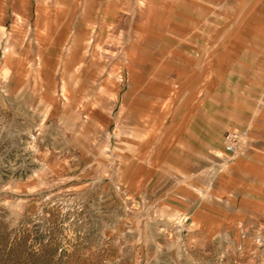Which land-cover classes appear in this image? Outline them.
<instances>
[{
  "label": "rangeland",
  "instance_id": "rangeland-1",
  "mask_svg": "<svg viewBox=\"0 0 264 264\" xmlns=\"http://www.w3.org/2000/svg\"><path fill=\"white\" fill-rule=\"evenodd\" d=\"M259 19L264 0H0V264H264V182L223 141L264 103ZM175 52L190 86L144 62ZM157 88L186 123L128 112Z\"/></svg>",
  "mask_w": 264,
  "mask_h": 264
},
{
  "label": "crops",
  "instance_id": "crops-1",
  "mask_svg": "<svg viewBox=\"0 0 264 264\" xmlns=\"http://www.w3.org/2000/svg\"><path fill=\"white\" fill-rule=\"evenodd\" d=\"M37 14V13H36ZM35 14V15H36ZM49 17H47V13H44L43 16H41V26L43 25L45 29L44 37H39L42 39L47 38L49 35L55 34V27H58V21L54 17L53 14L48 13ZM36 16L33 21V27L35 25ZM45 24V25H44ZM71 24H67L66 26H70ZM51 27H54L55 29H52ZM35 30V27H34ZM256 37L264 40V20L259 19L256 21ZM181 55V54H180ZM179 53L175 52L173 53V57H166V58H159L155 60L149 61V59H146L144 62L150 63L157 72L160 74H166V75H175L177 76L182 82V86H190L192 85L193 81L197 78H200L201 72H198L196 68H194L192 65H188L187 61L188 58H184L180 56ZM189 62V61H188ZM198 72V73H197ZM203 78V85L204 90L210 91L214 88V84L210 81V77H208L207 72L204 73ZM149 86V84L145 85ZM254 89H258L257 87H253ZM157 92L147 91L145 90V93L138 94L136 98H132L128 103V112L131 113L134 116H138L144 119L151 120L153 123L156 119V116L161 117L160 124L164 125L165 123H170L173 121H178L180 125L187 122V114H183L182 116H178L172 119L167 114L168 106H169V93H165L163 90V96L162 94H159V89H156ZM194 89L189 88L187 94L182 97L179 100V105L182 110H186L189 112L193 108L196 107V97L194 94ZM166 94V95H165ZM160 99V100H159ZM246 110H249L251 108L250 105L246 106ZM185 112V113H187ZM256 112L258 113V116L255 115L251 116V118L248 120L247 124H245L242 127H234L228 131L233 130H239L247 128L249 129L250 136L248 137V140L245 143L244 149L249 150V155L241 157L240 159H236L235 165L242 168L245 173L251 172L252 176L256 179H259L264 182V103L259 104L256 106ZM176 119V120H175ZM191 122V120H190ZM227 131V132H228ZM252 134V135H251ZM251 139V140H250ZM244 151V150H242ZM235 159V158H234ZM259 169L260 174H256V170ZM255 172V173H254ZM250 174V173H247ZM225 179V178H224ZM249 195V207L255 210H264V193L259 191H251L248 192ZM258 197V199H256Z\"/></svg>",
  "mask_w": 264,
  "mask_h": 264
},
{
  "label": "built area",
  "instance_id": "built-area-1",
  "mask_svg": "<svg viewBox=\"0 0 264 264\" xmlns=\"http://www.w3.org/2000/svg\"><path fill=\"white\" fill-rule=\"evenodd\" d=\"M249 133L247 128L226 132L223 139L225 153L232 158L240 154L250 135Z\"/></svg>",
  "mask_w": 264,
  "mask_h": 264
}]
</instances>
